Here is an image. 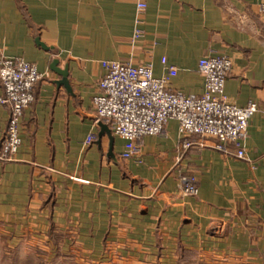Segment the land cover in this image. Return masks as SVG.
Listing matches in <instances>:
<instances>
[{
  "label": "crops",
  "instance_id": "obj_1",
  "mask_svg": "<svg viewBox=\"0 0 264 264\" xmlns=\"http://www.w3.org/2000/svg\"><path fill=\"white\" fill-rule=\"evenodd\" d=\"M138 1L0 0V59L21 57L44 73L18 149L0 159V233L29 234L58 251L68 242L80 252L111 250L112 264H264L261 0H147L152 9L139 21ZM211 55L233 60L229 100L259 108L242 140L247 160L190 147L199 183L190 194L176 165L186 147L178 121L140 139L138 163L123 157L125 140L98 119L93 96L104 61L152 62L159 76L163 56L180 67L172 89L203 93L199 60ZM12 113L10 103L0 106V142ZM42 158L54 170L36 163ZM74 159L80 165L70 169Z\"/></svg>",
  "mask_w": 264,
  "mask_h": 264
},
{
  "label": "built area",
  "instance_id": "obj_2",
  "mask_svg": "<svg viewBox=\"0 0 264 264\" xmlns=\"http://www.w3.org/2000/svg\"><path fill=\"white\" fill-rule=\"evenodd\" d=\"M150 9L152 7L147 0H139L137 20H141L140 15ZM153 9L158 12L160 8ZM258 11L264 13V0L259 2ZM140 30L139 27L136 29L135 36L141 34ZM137 47L135 43L134 48ZM163 62L167 71L158 76L152 62L104 61L107 72L99 82L93 103L98 119L111 120L115 133L125 140L123 157L138 163L145 161L140 139L147 134L163 132L169 121L176 119L186 146L176 165L184 170L181 173L184 190L196 194L199 183L197 175L189 172L193 167L188 157L190 147L205 146L247 160L242 140L259 106L256 101L240 106L229 100L226 79L232 70L233 60L227 55L200 58L199 67L206 81L205 90L200 94L172 89L170 81L180 67L177 63H170L166 56H163ZM43 75L35 62L11 56L0 59V82L3 86L0 106L10 103L13 111L8 135L0 142V159H9L18 149L21 117L25 108L34 101L35 86ZM232 144L240 147L233 150L229 148ZM36 163L54 170L49 158ZM79 165V159L68 162L70 169Z\"/></svg>",
  "mask_w": 264,
  "mask_h": 264
},
{
  "label": "rangeland",
  "instance_id": "obj_3",
  "mask_svg": "<svg viewBox=\"0 0 264 264\" xmlns=\"http://www.w3.org/2000/svg\"><path fill=\"white\" fill-rule=\"evenodd\" d=\"M8 233H0V264H112L111 250H100L98 254L88 250L80 252L68 242L64 245L65 249L58 251L56 247H46L44 244L47 243L41 238V243H38L32 241L29 234L20 237L19 234Z\"/></svg>",
  "mask_w": 264,
  "mask_h": 264
}]
</instances>
